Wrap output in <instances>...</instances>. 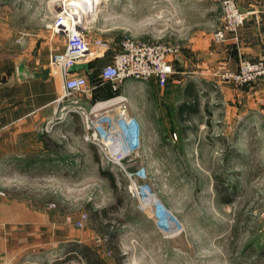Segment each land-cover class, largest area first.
<instances>
[{
  "label": "rangeland",
  "instance_id": "1",
  "mask_svg": "<svg viewBox=\"0 0 264 264\" xmlns=\"http://www.w3.org/2000/svg\"><path fill=\"white\" fill-rule=\"evenodd\" d=\"M59 6L60 0H0V34L16 25L38 31L45 16L50 20V11L56 14ZM215 10L211 18L201 0H96L81 26L87 35L114 42L130 35L181 46L194 31L208 32L216 22L219 25L221 6ZM148 81H123L118 101L138 121L139 114L147 117L148 144L154 147L149 166L138 159L126 168L108 163L98 145L85 138L82 115L59 107L42 127L45 148L30 156L32 164L22 162L23 168L0 176V190L34 209L48 210L49 220L70 222L82 234L81 243L110 263L116 260L107 248L113 232L122 264H264L259 252L264 245V137L256 133L260 129L242 128L239 136L237 129L225 130L216 104L219 88L212 94L200 90L199 113L180 123L174 114L180 88L166 82L157 96L147 90ZM79 95L80 103L90 109L94 101L87 103L85 95ZM252 133L251 151L236 154L223 143H245ZM141 165L154 179L160 202L174 214V230L165 231L155 216V204H142L136 197L131 178L137 179ZM102 170L115 176L116 191ZM103 209L106 215L100 213ZM106 224L108 232L101 229ZM52 264L86 263L79 251Z\"/></svg>",
  "mask_w": 264,
  "mask_h": 264
},
{
  "label": "crops",
  "instance_id": "2",
  "mask_svg": "<svg viewBox=\"0 0 264 264\" xmlns=\"http://www.w3.org/2000/svg\"><path fill=\"white\" fill-rule=\"evenodd\" d=\"M235 1L248 12L244 24L236 32L227 34L224 40L213 38L217 22L212 31H194L179 53L171 58L173 72L169 76L171 81L168 79L167 83L180 88L182 97L174 111L180 123L199 113L202 105L200 90L212 94V90L219 88L220 103L219 100L215 103L222 111L218 116L225 130L237 129L239 136V129H260L261 133H256L264 137V78L246 86H237L219 75V71L236 70L242 59L255 60L264 52V0ZM201 4L211 18L215 9L221 6L219 0H201ZM50 12V20L45 16V24L38 31L19 30L16 25L8 34H0V176L23 168L22 162L32 164L30 156L41 153L45 148L42 127L51 121L59 107L64 74L62 66L54 65L52 55L67 51V36L53 29L55 14ZM87 38L94 51L83 61L89 63V71L84 68L77 70L86 75L90 83V97L85 96L88 99L85 101H94L92 104L117 103L124 94L121 87L102 82L99 75L100 70L112 62L120 41L106 40L110 47L102 50L94 44L98 37L87 35ZM146 84L153 95H162L156 78ZM204 105L209 114L210 108ZM112 111L118 113L120 107H114ZM139 117L142 155L136 160L149 166L154 147L148 144L151 137L145 131L144 120L147 117L141 114ZM252 135L243 140L245 143L230 139L228 142L223 139V143H228L232 147L228 150L236 154L251 151ZM231 139H234V134ZM48 213V210L34 209L25 202L12 199L9 193L4 194L0 190V264H52L67 253L76 252V243L82 242V234L70 222L49 220ZM68 223L70 225H66ZM67 242L73 244L67 246Z\"/></svg>",
  "mask_w": 264,
  "mask_h": 264
},
{
  "label": "built area",
  "instance_id": "3",
  "mask_svg": "<svg viewBox=\"0 0 264 264\" xmlns=\"http://www.w3.org/2000/svg\"><path fill=\"white\" fill-rule=\"evenodd\" d=\"M220 4L221 16L219 25L213 30L214 40H224L227 34L236 32L248 17V12L240 8L235 0H220ZM81 23L80 17L70 14L63 5L56 12L52 23L55 31L67 36V51L52 55L54 65L62 66L64 74L63 93L58 98V105L61 109L66 108V111L80 113L85 124V138L98 145L108 163L126 168L142 155L141 126L130 115L127 105L121 104L122 101L117 102L120 103L118 113L112 111L116 104L113 102L116 101L96 102L88 110L80 103L79 94L90 97V83L86 75L69 71V67L94 54ZM94 44L102 50L110 47L103 38L95 39ZM119 45L112 62L105 65L99 75L102 82H110L114 87L127 79L148 81L152 78H156L164 86L173 72L171 58L182 47L162 39H138L130 35L124 36ZM219 75L223 80L237 86H246L263 79L264 52L255 60L242 59L236 70L219 71ZM136 177L137 179L131 180L138 200L149 206L155 204V216L165 231L174 227L175 216L158 199L154 179L146 172V167H139L135 172ZM76 224L80 227L83 225L80 220Z\"/></svg>",
  "mask_w": 264,
  "mask_h": 264
},
{
  "label": "trees",
  "instance_id": "4",
  "mask_svg": "<svg viewBox=\"0 0 264 264\" xmlns=\"http://www.w3.org/2000/svg\"><path fill=\"white\" fill-rule=\"evenodd\" d=\"M100 78V76H99ZM101 79V78H100ZM102 80V79H101ZM186 104L182 105L185 106ZM44 140V138H43ZM45 145H48L47 142L45 141ZM102 174H104L105 176H107L110 180V183L112 185V187L115 189V191L117 190V181L116 178L113 174H111L110 172L106 171V170H102L101 171ZM226 201H229L230 199L226 198ZM103 212V213H102ZM106 209H103L100 211L101 214L106 215L107 213ZM101 229L105 230V231H109V225L106 224L104 226H101ZM114 238V233L110 232L109 234V240L107 241V244L109 247L108 250H113L114 254H115V263H110L108 262L105 258H103L100 253L97 252V250L95 248H93L92 246L88 245V244H83V243H76V248L75 251L81 253L82 258L85 260L86 264H122L121 263V256L118 252V249L116 248V246L112 243ZM259 252L260 254L264 255V245L262 244V246H260L259 248Z\"/></svg>",
  "mask_w": 264,
  "mask_h": 264
},
{
  "label": "bare ground",
  "instance_id": "5",
  "mask_svg": "<svg viewBox=\"0 0 264 264\" xmlns=\"http://www.w3.org/2000/svg\"><path fill=\"white\" fill-rule=\"evenodd\" d=\"M60 1L62 5L66 4L64 6L65 8H69L70 14L78 15L80 19L81 18L83 19L86 17L87 14L88 15L90 14L91 9L94 7L96 0H60Z\"/></svg>",
  "mask_w": 264,
  "mask_h": 264
},
{
  "label": "water",
  "instance_id": "6",
  "mask_svg": "<svg viewBox=\"0 0 264 264\" xmlns=\"http://www.w3.org/2000/svg\"><path fill=\"white\" fill-rule=\"evenodd\" d=\"M85 69L86 71H89V63L88 62H79L75 63L72 66L69 67V71H77L79 69Z\"/></svg>",
  "mask_w": 264,
  "mask_h": 264
}]
</instances>
